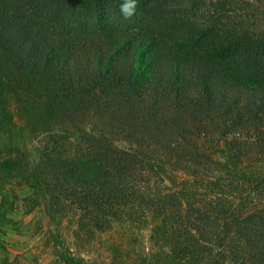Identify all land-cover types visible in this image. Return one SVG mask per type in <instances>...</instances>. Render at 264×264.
<instances>
[{"label": "trees", "instance_id": "obj_1", "mask_svg": "<svg viewBox=\"0 0 264 264\" xmlns=\"http://www.w3.org/2000/svg\"><path fill=\"white\" fill-rule=\"evenodd\" d=\"M122 2L0 0V98L24 92L79 144L8 169L79 236L138 210L168 264H264V0H138L127 20Z\"/></svg>", "mask_w": 264, "mask_h": 264}, {"label": "rangeland", "instance_id": "obj_2", "mask_svg": "<svg viewBox=\"0 0 264 264\" xmlns=\"http://www.w3.org/2000/svg\"><path fill=\"white\" fill-rule=\"evenodd\" d=\"M176 20L162 16L150 18L148 24L152 30L175 32L182 26ZM43 112L19 90L0 98V264H64L59 253L93 264H168L169 249L151 240L150 217L125 209L105 232L79 236L73 216L51 220L24 174L8 169L20 154L33 163L46 150L62 153L79 145L73 126L48 123ZM247 198L246 193L232 201L248 205ZM252 204L264 201L253 198Z\"/></svg>", "mask_w": 264, "mask_h": 264}, {"label": "clouds", "instance_id": "obj_3", "mask_svg": "<svg viewBox=\"0 0 264 264\" xmlns=\"http://www.w3.org/2000/svg\"><path fill=\"white\" fill-rule=\"evenodd\" d=\"M138 0H123L119 5L120 15L125 19H131L136 14Z\"/></svg>", "mask_w": 264, "mask_h": 264}]
</instances>
